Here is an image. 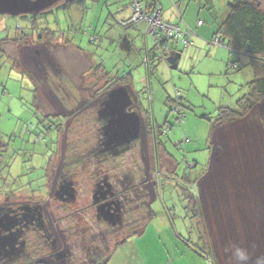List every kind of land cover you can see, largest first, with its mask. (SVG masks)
Masks as SVG:
<instances>
[{"label": "rangeland", "instance_id": "374dc122", "mask_svg": "<svg viewBox=\"0 0 264 264\" xmlns=\"http://www.w3.org/2000/svg\"><path fill=\"white\" fill-rule=\"evenodd\" d=\"M127 2L66 0L37 14H0V137L8 144L0 152V198L5 203V199H13L7 197L11 192L29 193L30 187L43 188L42 166L47 163L57 137L59 155L53 163L59 164L63 149L67 147L68 152L71 145L81 149L83 157H90L89 151L100 140L101 124L94 116L108 95V91H97L100 88L97 81L101 79L92 71L95 64L102 62L113 73L131 71L132 91L138 95L143 110L153 112L162 131L160 140L180 160V174L186 171L193 178L205 174L199 188L188 189L197 197L202 221L193 216L187 190L179 180L175 181L177 178L173 179L172 173L163 169L162 185L159 181L157 184L152 159L153 155L155 160L161 156L164 161L165 151L161 150L160 156L153 152L149 135L139 139L134 151L106 161L102 167L92 156L87 163L77 165L72 171H76L78 183L83 181V188L89 190L90 177L95 175L97 165L99 169H109L112 178L128 177L125 182L129 183L130 191L126 200L133 207V218L136 216L132 227L140 224L143 213L146 216L149 213L147 204L153 200L152 186H156L157 198L151 205L155 216L149 220L146 233L133 237L147 236L142 247L147 250L150 247V251L142 255L150 257L154 253V261L159 264L165 263L164 253L171 256L170 238L175 228L181 240L186 238L194 243L200 229L218 264H258V261L264 264V102L235 122L217 128L213 124L220 107H236L245 92L243 85L254 78V70L245 56L224 45L209 43L217 38L214 32L229 0H185L186 19L191 25L184 20L182 26L194 29L198 34L194 39L201 45L185 47L178 41L177 48L181 51L178 68L171 69L165 59H152L151 77L145 62L144 34L125 30L116 23ZM112 21L115 24L110 26ZM31 26L41 27L39 34L48 35L52 31L56 35L52 39L47 35L30 36ZM109 32L113 34L107 35ZM97 33L104 36L103 41H92L91 37ZM146 35L151 49L153 36ZM34 44L42 49L43 57L27 56ZM214 135L212 156L209 144ZM211 156L213 162L208 166ZM133 174L134 180L130 179ZM82 203H74L73 207L77 209ZM63 219L65 224L69 221ZM118 225L121 224L117 222L114 227ZM122 236L111 230L110 246L113 239ZM123 246L115 249L109 264L133 259L130 245ZM160 246L162 250H157ZM237 247L247 252L248 260H236ZM75 260L78 261L74 264L87 263L77 257Z\"/></svg>", "mask_w": 264, "mask_h": 264}, {"label": "flooded vegetation", "instance_id": "af4514ba", "mask_svg": "<svg viewBox=\"0 0 264 264\" xmlns=\"http://www.w3.org/2000/svg\"><path fill=\"white\" fill-rule=\"evenodd\" d=\"M76 1L81 3L82 0ZM33 25H36V23L33 22ZM30 29L34 31H32L33 34L38 35L41 27L34 29V26H31ZM35 30H37V33H35ZM32 33L30 36L33 35ZM42 35H46L45 32L39 34V36ZM26 38H28V35H26ZM45 49L49 52V48L45 47ZM26 54L28 57L35 54L38 57H43L42 49L35 47V44L29 48ZM100 79L97 81L98 86H100L97 91L104 92L105 90H102V88L108 83L105 79ZM129 93L133 98L132 110H136L142 115L141 138H146L148 132L151 131L154 134V130L146 128L140 101L131 90H129ZM105 100L101 104L100 111L94 116L101 125L106 118L100 116ZM216 131L215 129L214 132ZM215 136L212 138L210 147L212 156V142L215 140ZM54 141L56 145L52 147L47 163L42 166V173L45 175L42 183L43 188L34 189L30 187L29 193L20 192V194H17L16 192H11L7 197L11 196L13 199L10 200L6 197L5 203L4 199L0 198V215L13 217L16 220L13 230L21 232L15 251L7 248L0 252V264H74L73 262L78 261L75 260L76 257L90 263L102 256L104 251H108L111 248L109 244L111 230L119 234L129 233L132 229V223L136 222V216L134 218L132 216L133 207H129L126 200L128 199L126 193L130 191L129 183L125 182L128 177L112 178L109 175V169L101 168V164L104 165L105 160L109 158L110 152L114 154L116 149H119L120 152L126 153L129 148H133L131 145L126 150V146L119 148L107 147L104 145V139L101 134L98 146L92 148L91 151L87 150L91 154L90 157L92 156L94 160L98 161V165L101 166L99 169L97 165L95 175L90 177V188L88 190L83 188L85 184L83 181L78 183L79 179L75 178L76 171L74 173L72 170L77 165L82 164V162L87 163L90 157H83V151L77 148L76 145H71L68 148V152L66 151L67 147L63 149L60 158L61 162L59 164L57 162L53 163V159L59 155L58 137ZM138 141H135L134 145ZM162 149L164 148L162 147ZM96 151L102 153L104 159L103 155L100 158H94L93 155L97 154ZM212 156L208 160V166L212 165ZM163 157L168 158L165 154ZM166 159L163 161L160 156V158L156 159V162L163 165ZM49 169L50 175L48 174ZM51 175L52 178H49ZM204 175L200 178H195V186L197 188H199ZM134 177L133 174L130 179ZM152 188V196H154L156 187L152 186ZM135 196L138 197L139 193ZM71 201L73 204L83 203L76 209ZM110 211H115L116 215L112 217L109 213ZM63 217L69 220L67 221L68 224H65ZM124 217H127V219L125 220ZM63 222L65 227L62 226ZM117 222L121 224L118 225V228L114 227ZM20 242H23L22 245H20Z\"/></svg>", "mask_w": 264, "mask_h": 264}, {"label": "trees", "instance_id": "16d2710c", "mask_svg": "<svg viewBox=\"0 0 264 264\" xmlns=\"http://www.w3.org/2000/svg\"><path fill=\"white\" fill-rule=\"evenodd\" d=\"M149 2L154 3V0H142V3L145 6H149ZM120 26L124 25L121 24ZM128 26H132V24L124 27ZM49 32L50 33L48 34V36H50V39L54 38V36L56 35L55 32ZM97 34L98 36H100V41H103L104 36H102L100 33ZM24 37H26L25 33ZM214 37H219L229 50L236 52L239 55L245 56L247 60L246 63L248 65H251L254 70V78L244 84L245 92L237 100L236 107H220V111L217 114V118L213 123L214 128H216L221 124L235 122L237 119L249 115V113L252 111L253 108H255L257 104L264 102V4L261 2V0H229V3L225 7L224 16L219 22L216 31L214 32ZM154 54L155 53L153 49L152 51H148V55L151 58H149L147 62V71L149 77H151L154 73V68L151 66L152 59L155 60ZM90 57H92L91 54ZM93 75H95L97 79L102 78L106 80L108 85L102 88V90L105 91L106 89H108L107 91H109L117 85H131L130 73H113L112 71L107 69L102 62L94 65ZM142 113L145 118L146 128L149 130H155L157 134L155 138L152 137L154 151L155 147H157L158 156L161 155L160 151L163 150L162 147L168 152V155H166L167 153H164L168 157L165 163L163 164L165 165L166 173H172L173 179L177 178L175 181L179 180L180 184H182L184 188H186L188 194L187 197L192 202L193 216H195L196 220L202 221L199 217L200 208L199 203H197V197L193 192L191 193L188 190L195 187V178H193L192 175L188 174L186 171L180 174V171L178 169V164L180 160L176 156H174L171 150H168L164 141L162 142L159 140L158 134L161 133V130L160 127L155 124V120L153 119L151 112L144 109ZM101 131L102 125L100 126V138L102 134ZM149 134H151V131L148 132V135ZM132 144L131 146L134 148V142ZM7 145V142L1 141L0 137V152L4 151ZM97 146L98 145H96V147ZM52 147L54 146H51L50 150H52ZM133 148H129V150L134 151L135 149ZM116 152H118V154H112V152H110L109 158H107L105 161L109 162V160H114L119 157V155H123L122 152H119V149H116ZM96 153V155H93L94 158H100L103 155L98 151H96ZM153 163V168L157 169L156 160H153ZM163 165L161 163H158V171L161 170ZM152 202L153 200L147 204V210L149 209V213L147 214V216L145 213L142 214V216L140 217V224H136V226H133L129 233L122 234L123 236L121 238L114 239L112 247L108 251H104V254L102 256L96 258L93 262H88L85 264H107L106 262L118 246L123 244L125 241H127L130 237H133L134 235L143 234L148 225L149 220L155 216L154 210L151 208ZM142 209L144 210V208ZM197 224L198 226L200 225L199 223ZM198 231L200 232V234L197 242L194 243V246L199 249L200 252L208 256L215 263L211 248L207 245V242L205 241L206 239L201 233V230L199 229ZM186 241L188 240L186 239Z\"/></svg>", "mask_w": 264, "mask_h": 264}, {"label": "water", "instance_id": "95a60500", "mask_svg": "<svg viewBox=\"0 0 264 264\" xmlns=\"http://www.w3.org/2000/svg\"><path fill=\"white\" fill-rule=\"evenodd\" d=\"M66 0H0V14L13 16L37 14L41 11L53 9L56 4ZM70 1V0H67ZM157 2V0H154ZM180 52L171 54L167 61L171 69L178 68ZM133 100L125 86H118L110 90L103 103L100 116L105 118L102 126V138L107 147H121L130 145L141 136L143 127L142 115L132 110ZM112 217L115 211L109 212ZM13 217L0 215V252L10 248L15 251L21 232L13 230L16 225ZM23 242H20L22 245Z\"/></svg>", "mask_w": 264, "mask_h": 264}, {"label": "crops", "instance_id": "0c3cea01", "mask_svg": "<svg viewBox=\"0 0 264 264\" xmlns=\"http://www.w3.org/2000/svg\"><path fill=\"white\" fill-rule=\"evenodd\" d=\"M130 1L131 0H128L127 5H126V10H125L124 14L120 16L119 20L128 18L132 14V9H131V6H130ZM139 1H142V0H139ZM261 1L264 4V0H261ZM107 3H108V0H107ZM151 4H152V2H149V6L150 7H151ZM149 6H145L144 5V7H148V8H149ZM156 6H157V8H160L161 16H162V18L164 20L170 21V22H173V23H178L181 26L183 24V21L185 20L189 25H191L188 22L189 19H186V13H185V11H187L188 5L185 4V0H158L157 3H156ZM174 6H176V9H175ZM119 20H117L116 23H119ZM114 24L115 23H113V21L112 22H109V25L110 26H113ZM198 26H200V25H198ZM122 27L125 30H127V29L134 30V31L136 30L138 33H141L142 35L144 34L143 35L144 49H145L146 52H147V50L148 51L150 50L149 46L147 45V41L149 40V36L146 35V34H148V27H149L147 22H145V21L144 22H138V23H136V24H134L132 26H128V27L122 26ZM108 34L109 35H112L113 33L109 32V33H107V35ZM94 35L95 36H98V34H94ZM98 37H100V36H98ZM109 38L111 40H113L112 37H109ZM178 43H179L178 41L171 42V47H172L173 51H178V52L181 53V51H179L178 48H177V44ZM196 43H199L201 45V42L196 41L194 39V37H193V43L190 44V46L191 45H194L195 46ZM191 47H193V46H191ZM137 59H139V58H137ZM131 63H134V59L132 60ZM178 63H179V61H178ZM121 69L123 70L124 67H122ZM118 73L122 74L123 72L118 71ZM127 73H130L131 74V85H128V86H133V82H134L133 74L131 73V71H128ZM150 81H152L151 78H150ZM129 89L132 91V87H130ZM133 93L135 94V96L138 97V95L135 92H133ZM168 98H170V97H168ZM152 116L154 118L153 112H152ZM154 120H155V118H154ZM155 122H156V120H155ZM209 145L211 147V143ZM145 166L146 167H149V165L147 164V160H145ZM145 233H146V231H145ZM177 234H178V236H177ZM145 235L146 234H144V236ZM171 235H173L170 238V244H171V252H170V254H171V256L169 258L165 253L163 254L164 255V259L163 260H165V263L164 264H218L217 261L215 260V258H214V260H215V263H214L208 256H206L205 254H203L202 252H200L199 249H197L194 246V242H192L191 240H188L187 239L188 241H186V238H183L185 241L181 240L180 239V236L181 235L178 233V231L176 230V228L174 229V232H172ZM140 237L141 236H137V238L131 237L130 239H128L127 241H125L123 244H121V245H124L123 248L125 246H127V245H130V253H132L133 259L131 261H129V259L122 260V262L120 264H159L158 262L154 261L155 260L154 253H153V255L151 253L150 257H143V255H142L143 253H145V254H148L149 253L150 247H149V245H147L149 247L148 250H147V248L142 247L144 245V243H143L144 241L143 240L147 236H145L143 239H141ZM148 238H150L152 240V238L150 236H148ZM142 248L144 250H142ZM157 250H162V247L160 246V248L157 249ZM115 251L116 250L113 251L112 255L108 259V261H107L108 263L106 262L107 264H109L110 262H112Z\"/></svg>", "mask_w": 264, "mask_h": 264}, {"label": "built area", "instance_id": "2783aa9c", "mask_svg": "<svg viewBox=\"0 0 264 264\" xmlns=\"http://www.w3.org/2000/svg\"><path fill=\"white\" fill-rule=\"evenodd\" d=\"M132 16L127 20H121L122 25L132 22L147 20L149 32L153 35L154 51L160 56L168 55L170 50L169 40H180L185 47L193 43L192 39L197 35L196 31L189 26L182 27L179 24L166 21L161 18L159 9L154 8L151 12L145 11L143 5L138 0H133L131 4ZM202 24V21H198ZM213 45H223V41L217 37L211 41ZM177 111L180 112L179 106Z\"/></svg>", "mask_w": 264, "mask_h": 264}, {"label": "clouds", "instance_id": "9594fccd", "mask_svg": "<svg viewBox=\"0 0 264 264\" xmlns=\"http://www.w3.org/2000/svg\"><path fill=\"white\" fill-rule=\"evenodd\" d=\"M132 1L133 0H131L130 1V6H131V4H132ZM139 1V0H138ZM139 2H141L142 3V1H139ZM156 3L157 2H154V3H152V5H151V7H149V8H146V7H144V4L142 3V5H143V8H144V10L145 11H148V12H151L154 8H156V9H159V12H160V16H161V11H160V8H157V6H156ZM132 16V14L128 17V18H130ZM128 18H125V19H122V20H127ZM161 18H162V16H161ZM163 19V18H162ZM147 22L148 23V21L147 20H141V21H138V22ZM200 21V20H199ZM137 21L136 22H132V23H130V24H132V25H134V24H136V23H138ZM173 23V22H172ZM119 24L121 25V20H119ZM130 24H128V25H130ZM176 24H178V23H176ZM198 25H201V24H198ZM124 26H127V25H124ZM148 26H149V23H148ZM148 33H150L149 32V27H148ZM197 33V32H196ZM153 36V35H152ZM92 41H97V42H100V39H99V37L98 36H95V35H93L92 37ZM175 41H180V40H169V47H170V50H169V52H168V55H166V56H160V55H158V54H156L155 53V51H154V40H153V47L151 48V49H153V51H154V58L155 59H160V60H163V59H165V60H167V58L171 55V54H175L176 52H178V51H173V49H172V47H171V42H175ZM192 41H193V39H192ZM224 43V42H223ZM224 46H225V44H223ZM150 49V50H151ZM149 55H148V50H147V52H146V57H145V62L147 63L148 62V60H149ZM151 59V58H150ZM168 62V61H167ZM169 63V62H168ZM169 65H170V63H169ZM118 86H123V85H117V86H115V87H118ZM115 87H113V88H115ZM125 87H127V89L128 90H130L129 88V86H125ZM112 88V89H113ZM111 90V89H110ZM110 90L108 91V92H110ZM130 94V93H129ZM108 96V95H107ZM130 96H131V94H130ZM107 98V97H106ZM131 98H132V96H131ZM138 99H139V97H138ZM132 100H133V98H132ZM177 109V108H176ZM136 111V110H135ZM141 114V113H140ZM104 124V123H103ZM103 124H102V126H103ZM155 124H156V122H155ZM159 126V125H158ZM172 127V126H171ZM170 127V128H171ZM164 131L167 133L168 131H166V129H164ZM102 132V131H101ZM141 134H142V131H141ZM160 135H162V131H161V133L160 134H158V136L160 137ZM142 136V135H141ZM141 136H140V138H141ZM149 136H150V138L152 139V137H156L157 136V134H156V131L154 130V134H149ZM158 137V138H159ZM140 138H138L137 140H139ZM137 140H135V141H137ZM159 140H160V138H159ZM135 141H133V142H135ZM161 141V140H160ZM132 142V143H133ZM131 143V144H132ZM153 143V142H152ZM130 144V145H131ZM130 145H124V146H121V147H125V150L126 149H128L129 148V146ZM117 148H119V147H117ZM165 152V154L166 155H168V152L165 150V149H163ZM120 152V151H119ZM129 152H132L131 150H129L128 152H126V153H129ZM153 152H154V149H153ZM155 152L158 154V152H157V147H155ZM123 153V152H122ZM126 153H123L124 155L126 154ZM114 154H118V152H115ZM170 156H173V155H170ZM169 156V157H170ZM155 156L153 155V159H152V162H153V160H155V158H154ZM145 159H146V157H144L143 158V162H144V164H145ZM134 160H136V159H134ZM154 163H152V165H153ZM157 164V169H155L154 168V170L156 171V172H153L154 173V175L156 176V177H158V180H157V184H158V181H159V184H162L161 183V179H160V177H161V175H162V171H163V169L165 170V168H161V170L160 171H158V162L156 163ZM123 165V164H122ZM153 167V166H152ZM116 168H119V167H116ZM122 168H123V166H122ZM125 168V170L126 169H129L130 170V168H126V167H124ZM142 167L140 166V168L139 169H141ZM149 167H146V169H148ZM138 168H136V170L134 171V174L139 170ZM155 198H157V189H156V192H155V195H154V198H153V200L155 199ZM234 255H235V258H236V260L237 261H246V260H248V254H247V252L244 250V249H241V248H239V247H237V248H235V252H234ZM258 264H260V262L258 261Z\"/></svg>", "mask_w": 264, "mask_h": 264}]
</instances>
